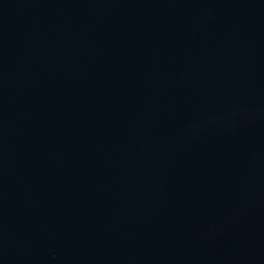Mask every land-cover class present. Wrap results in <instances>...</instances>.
<instances>
[{
    "label": "water",
    "instance_id": "1",
    "mask_svg": "<svg viewBox=\"0 0 264 264\" xmlns=\"http://www.w3.org/2000/svg\"><path fill=\"white\" fill-rule=\"evenodd\" d=\"M0 264H264V0H0Z\"/></svg>",
    "mask_w": 264,
    "mask_h": 264
}]
</instances>
